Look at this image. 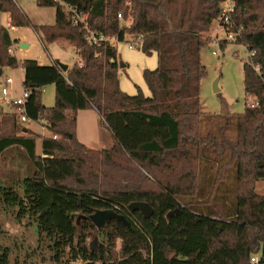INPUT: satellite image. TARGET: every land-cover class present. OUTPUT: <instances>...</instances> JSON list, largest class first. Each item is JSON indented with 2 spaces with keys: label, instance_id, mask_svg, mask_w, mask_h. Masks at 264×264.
<instances>
[{
  "label": "trees",
  "instance_id": "trees-1",
  "mask_svg": "<svg viewBox=\"0 0 264 264\" xmlns=\"http://www.w3.org/2000/svg\"><path fill=\"white\" fill-rule=\"evenodd\" d=\"M35 1L56 9L54 26L32 24L14 0H0V13L10 14L12 28H32L43 44L72 43L79 62L66 72L57 62L22 63L23 87L31 91L28 116L43 121L49 136L39 155V135L30 129L0 138V157L19 148L30 161L21 182L0 179V221L11 209L20 221L34 220L39 241H50L54 264H249L264 248V195L256 191L264 180V0H234V22L243 28L237 43L256 52L252 62L263 71L260 76L244 65L245 92L259 107L236 115L225 101L220 114L205 113L201 104L202 51L214 43L209 33L222 0ZM88 30L119 43L142 37L140 50L158 56L157 69L144 72L150 96L121 90L117 48L94 44ZM12 46L0 25V69L19 68L8 53ZM50 85L55 105L46 108L39 90ZM85 110L100 115L113 139L100 154L103 178L109 179V166L129 170L118 163L124 159L138 183L107 188L87 173L93 151L76 135L78 113ZM7 123L25 130L14 114L1 116L0 127ZM134 202L147 203L152 213L130 211ZM103 210L116 211L129 226L114 219L97 229L89 217ZM94 231L103 239L99 246L88 243ZM0 264H11L7 248H0Z\"/></svg>",
  "mask_w": 264,
  "mask_h": 264
},
{
  "label": "rangeland",
  "instance_id": "rangeland-1",
  "mask_svg": "<svg viewBox=\"0 0 264 264\" xmlns=\"http://www.w3.org/2000/svg\"><path fill=\"white\" fill-rule=\"evenodd\" d=\"M18 7L26 14L32 24L36 26H54L56 24V9L38 7L35 0H14ZM9 13H0V25L9 30L13 40L12 49L14 56L19 61V68L4 69L0 78L2 84L7 77L14 81L13 87L16 95H19L24 82V71L22 63L25 60H35L43 66H50L53 60L64 65L74 66L79 62L75 46L68 41H59L52 44H43L37 34L30 27L9 26ZM131 21L126 22V25ZM213 41L215 37L225 40L226 35L218 32L216 21L212 25L209 33ZM131 37H128L130 40ZM28 45L27 49H21L20 45ZM117 52L120 65L125 68L119 70L120 87L132 91L136 96L140 89L145 96H150L149 87L144 79L145 70L155 71L158 67V56L156 54L148 56L141 50H130L127 42L117 45ZM216 53V54H214ZM250 52L243 44L233 42L227 43L226 48H221L217 43H211L202 51V63L206 69V76L201 83V104L203 111L208 114H220L222 102L228 104L230 113L243 114L248 104L252 101L246 92L244 85V65L248 62ZM122 82V86H121ZM215 87L219 92H215ZM41 101L46 108L55 105V86L50 85L41 92ZM43 122H34L29 126L34 134L42 132ZM206 129L210 130L209 126ZM212 131H215L213 128ZM21 135L14 129L11 123L0 127V138L6 136ZM76 135L78 140L88 149L93 151V155L87 157V173L99 176V182L105 187L113 188L109 185L120 183L121 187L125 181L138 183L135 175V167L124 159H119L123 167L118 169L113 166L108 168V180L103 178L105 168L102 166L103 157L100 155L104 149H110L113 144L111 133L102 122L100 115L95 110L81 111L77 116ZM42 135L39 138L42 139ZM229 137L235 138V134L230 132ZM37 154H41V142L37 140ZM30 161L25 152L19 148H12L0 157V179L9 181H22L28 175ZM149 177L148 173L143 172ZM149 184L153 185L152 178L149 177ZM90 184V183H89ZM256 191L259 195H264V180L256 184ZM0 227V248H7L10 252L11 264H54L52 252L49 249L50 241L43 238L39 241L37 226L34 220L28 217L23 220L17 219V209L2 211ZM103 241L97 231L92 233L88 243L99 244ZM118 250L120 243L116 245Z\"/></svg>",
  "mask_w": 264,
  "mask_h": 264
},
{
  "label": "built area",
  "instance_id": "built-area-1",
  "mask_svg": "<svg viewBox=\"0 0 264 264\" xmlns=\"http://www.w3.org/2000/svg\"><path fill=\"white\" fill-rule=\"evenodd\" d=\"M235 8L236 3L234 0H222L220 2V16L216 20L217 30L219 33H224L226 35V38L225 40H221L219 37H215L214 43H217L218 45H220L221 42L233 43L237 42V40L240 38L243 28H237L234 22ZM118 18L120 20H123V15L119 14ZM74 19L75 25H78L80 20H82V18L77 14L75 15ZM130 25L131 22L127 24L128 27ZM88 33L90 34L89 39L94 44H98V42L102 41L109 42L114 47H117V45L119 44V41L116 37H105L104 35H95L89 30ZM125 42H127L130 50H140L142 47L143 40L142 37L130 38V40L127 38ZM8 53L11 56H14V51L12 47L8 49ZM255 55V51L251 52L247 63L252 66V68L257 74L263 76L261 66L252 62V58H254ZM13 84L14 81L11 77L5 78L4 82L0 84V118L3 114H14L16 115L18 123L21 125V127H24L25 129H30L29 126L31 124H33L34 122H39L32 120L28 116L27 105L28 100L31 96V91L26 90L22 85L21 93L19 95H16V90L14 89ZM43 90L44 88L39 91L42 92ZM248 105L251 107H259V102L256 100H252ZM41 129L42 132L38 135H42V139H40V142H43V139L46 136H49V132L47 131L44 122L41 126ZM21 134L24 135L26 133H24L23 131ZM53 138L56 139L57 137L53 136ZM249 264H264V248H262L259 253L253 254L250 257Z\"/></svg>",
  "mask_w": 264,
  "mask_h": 264
},
{
  "label": "water",
  "instance_id": "water-1",
  "mask_svg": "<svg viewBox=\"0 0 264 264\" xmlns=\"http://www.w3.org/2000/svg\"><path fill=\"white\" fill-rule=\"evenodd\" d=\"M21 49H27L28 45L26 44H21L20 45ZM59 67L66 72L68 70V66L64 65L62 63L58 64ZM125 66L122 64L120 65V68H124ZM3 75V70L0 69V78ZM215 92L218 93L219 90L217 87H215ZM28 130L25 129L24 133H27ZM130 211L136 212V211H141L145 216H149L152 213V208L150 205L147 203L143 202H134L129 206ZM178 213V210L170 212L167 214L166 218L170 219V217L176 215ZM118 220L120 222H123L124 224L129 226L128 221L124 216L119 215L116 211L114 210H103V211H97L93 215L89 217V220L92 222L93 226H95L97 229H103L106 227L107 223L112 221V220Z\"/></svg>",
  "mask_w": 264,
  "mask_h": 264
},
{
  "label": "crops",
  "instance_id": "crops-1",
  "mask_svg": "<svg viewBox=\"0 0 264 264\" xmlns=\"http://www.w3.org/2000/svg\"><path fill=\"white\" fill-rule=\"evenodd\" d=\"M17 4V3H16ZM18 5V4H17ZM10 23H11V19L9 18V26H10ZM38 36V35H37ZM39 38V37H38ZM53 62H57V61H54L53 60ZM58 64L60 63V62H57ZM41 65V64H40ZM68 66V69H71L72 67H70L69 65H67ZM125 68V67H124ZM3 70V73H4V69H2ZM24 71V70H23ZM22 85H23V83H22ZM121 86H122V82H121ZM122 90H124V91H126L128 94H134V92H132V91H128V90H125L123 87H122ZM149 93H150V91H149ZM151 94V93H150ZM80 113H81V111L78 113V118H79V115H80Z\"/></svg>",
  "mask_w": 264,
  "mask_h": 264
}]
</instances>
